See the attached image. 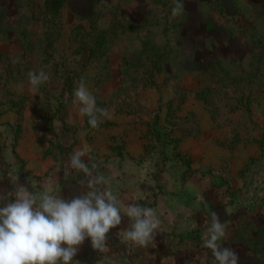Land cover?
<instances>
[{
    "label": "rangeland",
    "instance_id": "1",
    "mask_svg": "<svg viewBox=\"0 0 264 264\" xmlns=\"http://www.w3.org/2000/svg\"><path fill=\"white\" fill-rule=\"evenodd\" d=\"M173 2L0 0V196L17 175L30 191L51 178L70 199L83 191L68 166L79 149L160 220L154 248L118 234L123 216L109 251L86 239L78 264H161L169 240L204 250L211 211L227 221L223 245H263L264 0H184L177 18ZM41 69L34 94L27 73ZM81 77L108 110L97 128L72 102Z\"/></svg>",
    "mask_w": 264,
    "mask_h": 264
},
{
    "label": "clouds",
    "instance_id": "2",
    "mask_svg": "<svg viewBox=\"0 0 264 264\" xmlns=\"http://www.w3.org/2000/svg\"><path fill=\"white\" fill-rule=\"evenodd\" d=\"M171 15L186 17L184 0H174ZM18 62L13 59V63ZM27 77L34 94L49 79L43 69L29 71ZM72 102L88 117L92 128H97L101 118L108 116L107 109L97 107L96 98L83 77ZM84 157L85 151L79 149L69 157V175L75 170L83 189L70 199L61 195V189L51 178L33 181L32 191L18 183L17 175L12 178L13 190L0 196V201H6L0 206V264H78L73 258L86 239L98 253L109 251L108 234L121 225L123 216L129 219V226L118 234L122 233L126 241L139 249L155 247L160 227L156 210L138 203H125L97 171L98 165L89 166ZM142 181L146 185L154 184L147 174L142 176ZM209 217L206 222L210 226L202 235V247L207 251L197 258L199 264H239L236 251L223 245L229 239L227 221H222L214 211ZM192 226L195 228L197 224L194 222ZM168 261L175 264L173 257L162 259L161 264Z\"/></svg>",
    "mask_w": 264,
    "mask_h": 264
},
{
    "label": "crops",
    "instance_id": "3",
    "mask_svg": "<svg viewBox=\"0 0 264 264\" xmlns=\"http://www.w3.org/2000/svg\"><path fill=\"white\" fill-rule=\"evenodd\" d=\"M185 242V241H184ZM195 246V247H194ZM190 242L184 243V245H176L169 240V243L164 247L165 249L174 248L175 251H170L169 256L174 259L181 260V264H199L198 257L201 253L207 251L201 247L197 248V245H194ZM225 247H231L228 243L224 244ZM237 248L236 253L239 256V264H264V241L263 245L258 247L249 245V242L246 240V243H243L241 240L240 243H236ZM194 247V248H192ZM235 249V248H233ZM209 259H211L209 255Z\"/></svg>",
    "mask_w": 264,
    "mask_h": 264
}]
</instances>
